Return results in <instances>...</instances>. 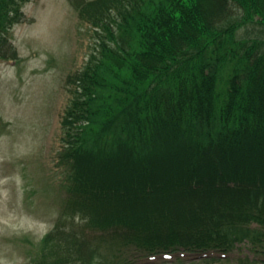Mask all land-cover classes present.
Returning a JSON list of instances; mask_svg holds the SVG:
<instances>
[{
  "label": "trees",
  "instance_id": "1",
  "mask_svg": "<svg viewBox=\"0 0 264 264\" xmlns=\"http://www.w3.org/2000/svg\"><path fill=\"white\" fill-rule=\"evenodd\" d=\"M29 1L0 0L2 61L19 60ZM71 3L91 43L66 79L60 179L29 191L57 200V220L23 239L21 264H132L128 246L264 254V0Z\"/></svg>",
  "mask_w": 264,
  "mask_h": 264
},
{
  "label": "rangeland",
  "instance_id": "2",
  "mask_svg": "<svg viewBox=\"0 0 264 264\" xmlns=\"http://www.w3.org/2000/svg\"><path fill=\"white\" fill-rule=\"evenodd\" d=\"M23 12L26 19L10 33L19 60L0 61V264H21L27 252L23 239L38 242L56 223V198L47 205L30 192L43 190L40 184L48 173L60 179V123L71 100L66 79L85 64L91 43L71 0H31ZM53 193L63 195L57 189ZM229 250L227 260L215 262H193L204 251L152 261L137 257L131 246L126 256L132 264H264V255L251 243H235Z\"/></svg>",
  "mask_w": 264,
  "mask_h": 264
}]
</instances>
